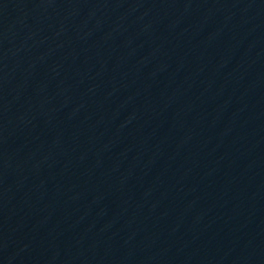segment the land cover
I'll use <instances>...</instances> for the list:
<instances>
[{
  "label": "water",
  "instance_id": "95a60500",
  "mask_svg": "<svg viewBox=\"0 0 264 264\" xmlns=\"http://www.w3.org/2000/svg\"><path fill=\"white\" fill-rule=\"evenodd\" d=\"M0 264H264V0H0Z\"/></svg>",
  "mask_w": 264,
  "mask_h": 264
}]
</instances>
